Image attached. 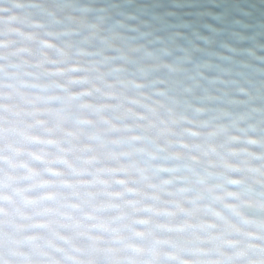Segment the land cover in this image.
I'll use <instances>...</instances> for the list:
<instances>
[{
  "label": "clouds",
  "instance_id": "9594fccd",
  "mask_svg": "<svg viewBox=\"0 0 264 264\" xmlns=\"http://www.w3.org/2000/svg\"><path fill=\"white\" fill-rule=\"evenodd\" d=\"M0 16L15 17L0 25V117L16 128L0 176L19 189L0 199V264H264L257 198L216 199L264 189V43L197 59L95 0H0ZM241 16L257 31L235 40L264 38V12Z\"/></svg>",
  "mask_w": 264,
  "mask_h": 264
},
{
  "label": "water",
  "instance_id": "95a60500",
  "mask_svg": "<svg viewBox=\"0 0 264 264\" xmlns=\"http://www.w3.org/2000/svg\"><path fill=\"white\" fill-rule=\"evenodd\" d=\"M95 3L111 11L115 19L125 20L132 29L129 35L144 34L145 42L175 43L180 48L194 49L197 59L230 55V47L248 49L264 43L259 36L242 41L232 36L234 31L254 35L256 29L242 30L233 22L242 18L241 10H254L255 19H259L264 12L260 0H95Z\"/></svg>",
  "mask_w": 264,
  "mask_h": 264
},
{
  "label": "snow or ice",
  "instance_id": "6c2138e0",
  "mask_svg": "<svg viewBox=\"0 0 264 264\" xmlns=\"http://www.w3.org/2000/svg\"><path fill=\"white\" fill-rule=\"evenodd\" d=\"M15 20L14 16H9V17H3L0 16V25H6V24H11ZM5 87H11L10 85H7L3 82H0V90L4 89ZM0 95H2V91H0ZM4 105L0 104V108H3ZM16 132V128L11 126V121H9L8 126H5V123L3 121V118L0 117V143H2L5 139V134L7 133L9 136L14 135ZM250 143H255V141H250ZM3 148L0 147V152H3ZM7 150L9 152H17L18 149H16L12 144L7 145ZM251 155V154H249ZM0 161H6L8 163L9 168H15L16 164L15 162L7 157H4L0 155ZM2 171V170H0ZM252 171V170H250ZM262 177H264V173L260 174ZM15 180L14 176H7L6 178L4 176H0V199H10V197L4 196L3 190L8 188L11 189V191L15 193H19V189H15L12 187V184ZM233 184L239 183V181H231ZM249 194L251 196L257 198V202L260 204L261 208H264V189H260L257 191H253L251 187H246L242 191H224L222 195L217 196L216 199L222 200V201H239L240 204H249L252 203V199L249 198ZM226 208L231 209L232 213L235 215H240L239 212V207L240 205L235 204V203H226L225 204ZM2 211V209H0ZM145 212H150L153 211L152 209H144ZM219 215V213H217ZM148 221L147 220H140L139 223L146 224ZM245 223H248L247 220H245ZM264 227V226H262ZM137 237L143 238L145 236V233L143 231H137L135 233ZM249 235H254L252 233H249ZM157 243H160L159 241ZM164 243H168L167 241H164ZM228 243H232L231 241H228ZM129 247L132 249L134 252H141L142 249L136 248L134 245H129ZM190 251L195 254L197 252H202L203 249H198V248H192ZM129 264H134L133 261H129ZM181 264H189L188 261H182ZM197 264H204V262H197Z\"/></svg>",
  "mask_w": 264,
  "mask_h": 264
}]
</instances>
